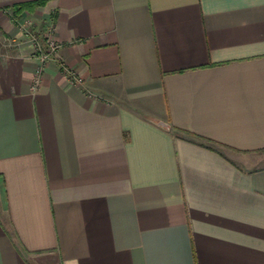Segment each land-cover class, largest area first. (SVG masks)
<instances>
[{"label":"crops","instance_id":"obj_1","mask_svg":"<svg viewBox=\"0 0 264 264\" xmlns=\"http://www.w3.org/2000/svg\"><path fill=\"white\" fill-rule=\"evenodd\" d=\"M29 1L0 0V264H264V0ZM26 19L60 43L35 89Z\"/></svg>","mask_w":264,"mask_h":264},{"label":"built area","instance_id":"obj_2","mask_svg":"<svg viewBox=\"0 0 264 264\" xmlns=\"http://www.w3.org/2000/svg\"><path fill=\"white\" fill-rule=\"evenodd\" d=\"M20 26L24 29L26 36L34 46V54L39 62L35 75L33 78L32 87L38 88L41 83V74L46 63L57 56L60 43L54 36L55 26L50 24L42 35L36 33L34 30V21L26 19L20 22ZM64 74L72 83H80L82 81L81 76L72 68L63 67Z\"/></svg>","mask_w":264,"mask_h":264},{"label":"trees","instance_id":"obj_3","mask_svg":"<svg viewBox=\"0 0 264 264\" xmlns=\"http://www.w3.org/2000/svg\"><path fill=\"white\" fill-rule=\"evenodd\" d=\"M46 3V0H34V1H29V2H25V3H22L21 6L23 7H34V6H37V5H44ZM176 130H182L180 128H175Z\"/></svg>","mask_w":264,"mask_h":264},{"label":"rangeland","instance_id":"obj_4","mask_svg":"<svg viewBox=\"0 0 264 264\" xmlns=\"http://www.w3.org/2000/svg\"><path fill=\"white\" fill-rule=\"evenodd\" d=\"M225 151H227L228 153L232 154V152L229 149H225Z\"/></svg>","mask_w":264,"mask_h":264}]
</instances>
